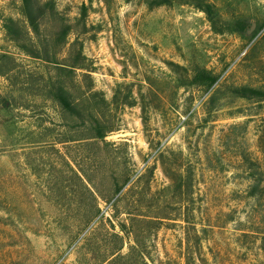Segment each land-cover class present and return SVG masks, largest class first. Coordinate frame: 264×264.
<instances>
[{
    "label": "rangeland",
    "instance_id": "obj_1",
    "mask_svg": "<svg viewBox=\"0 0 264 264\" xmlns=\"http://www.w3.org/2000/svg\"><path fill=\"white\" fill-rule=\"evenodd\" d=\"M38 1L0 0V264H138L135 216L148 264H264V0Z\"/></svg>",
    "mask_w": 264,
    "mask_h": 264
},
{
    "label": "trees",
    "instance_id": "obj_2",
    "mask_svg": "<svg viewBox=\"0 0 264 264\" xmlns=\"http://www.w3.org/2000/svg\"><path fill=\"white\" fill-rule=\"evenodd\" d=\"M174 0H147V4L150 9L154 8H160L164 6H171L173 4ZM188 2L195 6L196 9L199 11H202L203 13L206 14L207 18L209 21L212 23V25L215 27L217 25V17L215 13L214 7L207 3L205 0H188ZM23 3V12L24 15L27 19V22L31 29L35 31V33H39L40 31V26H41V20L44 18V14L42 11V8H40V3L38 0H22ZM52 12L55 11L54 6L51 7ZM82 20L85 19L87 16V7L83 5L82 7ZM240 24V23H239ZM73 28L72 27H65L63 32H64V38L68 36L70 32H72ZM7 31L10 36V25L7 24ZM245 31V30H244ZM14 38V37H12ZM15 42H19L18 38L13 39ZM33 55V54H32ZM70 70L73 71L75 69H82L78 65H68ZM201 80L207 81L208 82V88H212L216 84V79L211 78L210 76H207L202 78ZM53 93V98L59 102L63 109L67 112H72L73 111V106L71 102L68 99L67 93H65L63 90H58L54 91ZM235 93L242 98H257L259 100L264 101V92H259L254 89H249V88H239L235 91ZM93 128H94V135L89 138L93 140H105V138L108 136V133L112 132L111 130H106L102 128L100 125V122L97 120H92L90 123ZM260 181V180H259ZM122 191V188H118L117 192L120 193ZM139 217L135 216L131 222H132V228H131V236L135 242V246L131 247L129 252L126 255H122L121 251L118 250L117 253H113L112 256H115L112 263H115L117 261H128L132 260L137 262L138 264H148L145 258L144 251H142V244L140 240L141 233H139V237L137 235V232L139 229L135 228V223L140 222ZM146 221V220H143ZM122 232H127V228L125 225H121ZM116 239H120L123 243V239L119 237V235H114ZM111 256V257H112ZM106 262V261H105ZM104 262V263H105Z\"/></svg>",
    "mask_w": 264,
    "mask_h": 264
}]
</instances>
